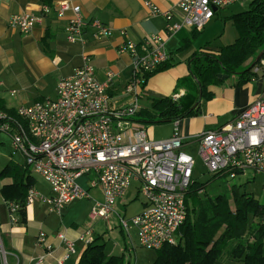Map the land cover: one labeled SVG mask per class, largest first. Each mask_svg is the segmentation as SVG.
<instances>
[{
    "label": "built area",
    "instance_id": "built-area-1",
    "mask_svg": "<svg viewBox=\"0 0 264 264\" xmlns=\"http://www.w3.org/2000/svg\"><path fill=\"white\" fill-rule=\"evenodd\" d=\"M142 1L151 16H163L166 24L162 34L148 35L137 42L125 39L119 45L118 51L132 58L133 77L126 92L142 87L145 75L169 59L166 37L182 30L201 31L216 11L242 0H179L176 7L181 17L175 21H171L170 11H161L151 0ZM51 8L59 18L70 13L65 25L69 42L83 41L87 29L95 39H107L114 33L98 19H85L79 5L68 0L55 6L42 5L39 15H12L8 26L28 33ZM261 67L264 58L259 59L253 72L258 73ZM110 79L108 74L105 80H99L93 67L85 62L58 81L54 98L20 106L14 115L0 109V132L10 137L14 151L49 188L46 196L36 188L29 189L26 206L39 200L49 211L60 214L76 200L91 199L92 221L114 219L127 237L134 230L140 247L157 251L164 244L178 242L196 161L183 149V136L177 128L166 139L155 140L148 135L147 126L135 119L136 100L125 107H113L108 95ZM184 95L178 90L171 99L178 102ZM197 140V156L208 174H225L230 179L246 172L260 174L264 192V95L220 128L202 131ZM81 178L86 187L80 183ZM134 182L142 208L125 217L113 207ZM92 189L100 191V199L90 195ZM6 206L9 214L20 208L14 202ZM91 233L88 228L79 239L90 242ZM44 236L40 232L38 241L43 242ZM57 237L65 246L66 259L74 252L73 243L62 232Z\"/></svg>",
    "mask_w": 264,
    "mask_h": 264
},
{
    "label": "crops",
    "instance_id": "crops-1",
    "mask_svg": "<svg viewBox=\"0 0 264 264\" xmlns=\"http://www.w3.org/2000/svg\"><path fill=\"white\" fill-rule=\"evenodd\" d=\"M42 1L0 0V109L8 113L12 112L10 114L14 115L20 106L54 98L58 81L70 76L75 68L82 66L85 62L93 67L99 80L103 81L108 74H111L108 95L113 107H125L136 100L139 111L149 108L152 99L171 97L178 90H183L187 96L196 94V87L189 75L187 58L189 53L183 57L173 54L179 48L180 38L189 32L187 30L165 38V48L172 53L173 58L179 60L177 65L151 75L136 91H125L126 85L133 77L132 58L128 53H120L119 45L125 39L137 42L148 35L162 34L166 24L163 16H151L142 0H68L72 4L79 5L85 19H98L112 28L114 33L107 39H95L91 35V30L87 29L83 35V41H67L65 25L70 13H67L65 18H59L53 8L43 14L28 33H22L8 26V20L12 15L24 12L39 15ZM59 1L62 0H49L51 6H55ZM151 1L161 11H170L171 21L181 17L176 7L179 0ZM228 26L230 27L226 32ZM120 31H124L125 34H121ZM45 33L48 34V50H44L41 44ZM237 37L238 33L232 23L225 20L222 13L218 11L215 19H211L206 24L193 43L192 51L208 50L218 53L221 47L231 44ZM256 75L257 78H251L243 84H238V76L232 75L209 85L207 89L212 93V97L201 101L199 115L184 118L175 123L154 125L150 128L147 126L149 136L155 140L166 139L177 128L183 136V149L195 158L197 137L202 131L220 128L264 95V67H261ZM162 127H168V132L157 134L153 130V128ZM1 142L4 143V140ZM17 155L21 159L17 158ZM0 160V171L9 162L24 163V158L19 152L10 150ZM195 169H197L196 166ZM30 176L36 180V176L31 171ZM254 177L253 173L246 172L237 178L253 179ZM9 182L8 178L0 179V189ZM80 183L85 186V179L81 178ZM37 185L36 180L35 188L39 191ZM135 185V182L132 183L125 195L118 200L120 204L126 205L127 202L137 199ZM131 190L130 197L126 198ZM92 191H98L100 194L98 189H92L90 195ZM39 193L44 196L49 195V188L46 193L43 194L40 191ZM93 198L101 197L93 195ZM87 200L91 202V209L93 201ZM50 213L56 212L49 211L45 203L36 200L33 204L26 206V220L21 222L17 212L9 214L6 202L0 195V243L6 264H59V260L62 261L61 264L78 263L88 243L87 239L82 241L79 237L89 227L78 229L74 221L63 223L60 219L57 223L59 225L49 223L47 217ZM97 221H93V224ZM42 224H47L49 228H44ZM109 226L111 228L107 227L105 230L101 228L96 231L92 225V233L89 236L91 240L100 237L99 243L104 244L106 256L123 255L125 262L130 264L153 263L156 254L149 256L150 258L145 257L147 251H143L145 254L143 255L137 248L136 237L134 239L132 234L127 237L113 220L109 221ZM40 232L45 234L43 242L38 241ZM61 232L72 241L74 247V252L66 259H63L65 246L57 237V234ZM229 260L242 264L240 260L227 256L223 257L221 264ZM2 261L0 258L1 264H3Z\"/></svg>",
    "mask_w": 264,
    "mask_h": 264
},
{
    "label": "trees",
    "instance_id": "trees-1",
    "mask_svg": "<svg viewBox=\"0 0 264 264\" xmlns=\"http://www.w3.org/2000/svg\"><path fill=\"white\" fill-rule=\"evenodd\" d=\"M42 2L51 6L49 0ZM224 19L232 23L238 37L231 44L221 47L218 53L192 51V45L202 30L187 32L180 38L179 48L173 52L177 57L189 53V75L196 87V94H185L178 102L171 97L152 99L149 108L135 114L136 120L150 126L197 116L201 101L212 97L208 86L222 80L218 75H237L238 84L257 78L253 67L264 56V0H250L246 9ZM47 39L48 34L45 33L41 39L44 50H48ZM259 54L260 58L256 59ZM178 63L179 60L169 53L166 62L156 71L145 75V83L151 75ZM195 171L186 193L187 213L177 232L178 242L174 245L164 244L155 251L156 258L152 264H221L225 256L240 260L242 264H264V202L247 192H241L237 184L227 185L224 192L208 197L204 194L206 185L225 174H209L210 177L204 182H198ZM4 178L10 179V182L1 187L0 195L6 203L20 205L17 213L21 222H25L27 192L35 188L36 180L30 176L29 166L14 162L1 169L0 179ZM99 239L95 237L86 244L77 264H130L125 262L123 255L106 256L104 244L99 243Z\"/></svg>",
    "mask_w": 264,
    "mask_h": 264
},
{
    "label": "rangeland",
    "instance_id": "rangeland-1",
    "mask_svg": "<svg viewBox=\"0 0 264 264\" xmlns=\"http://www.w3.org/2000/svg\"><path fill=\"white\" fill-rule=\"evenodd\" d=\"M250 0H242L241 2H236L233 3L225 8L219 9V12L222 13L223 17L226 18V16H229L232 13H236L238 11L244 10L246 9V7L248 6V2ZM217 13V11H216ZM216 14L214 15V17L212 18L215 19ZM220 21V20H219ZM229 27L227 28L226 32L229 30ZM151 126L154 125H150L148 128H150ZM168 127H162V128H153V130L157 133V134H165L168 132ZM149 135V134H148ZM1 140H4V143L1 142ZM3 145H5L6 147H4ZM13 152L14 148L12 146V142L10 137L3 132H0V158L4 157L5 154H7L8 151ZM197 154V153H196ZM195 154V158H196V171H195V179L198 182H204L207 178L210 177L209 174L206 173V169L204 167V165L202 164L201 160L197 157V155ZM17 158L21 159L20 156L17 155ZM1 162V160H0ZM247 173H251V172H247ZM262 175L260 174H256L255 177L253 179L249 178V179H230L228 177H224V176H220L219 179L209 182L206 185V190H205V195L208 197H213L214 195L220 193V192H224L227 185L230 184H237L239 190L241 192H247L249 194H251L254 198L258 199L260 202H264V192L262 190L261 187V181H262ZM36 180L38 182L37 187L39 188V191L41 193H46L47 192V188L48 186L46 185V183L39 177L36 176ZM38 191V192H39ZM132 190L128 193V195L126 196V198L130 197ZM91 195L93 197V195L97 196L100 198V194L98 191H92ZM200 195L202 196L203 194L200 193ZM36 201V200H35ZM39 201V200H37ZM91 202L87 199L84 200H76L75 202H72L71 204H69L70 206L63 209L60 214H56V213H50V215L47 217V221L49 223H54L57 224L59 223L60 220L63 221V223L66 221H74L77 226L78 229H82L86 227L91 228L93 225L94 230L99 231L101 230V228L103 230H105L107 227L111 228L109 226V221L115 222L114 219L111 220H102L99 219L97 221V223L93 224L92 219L89 217V212H90V204ZM114 211L115 212H119L122 215H125V217H130L131 215L135 214L136 212L140 211V198H137L135 200H131L129 202L126 203V205L120 204L118 201L115 203L114 205ZM60 219V220H59ZM249 220L251 221V216H249ZM44 228H49V226L47 224H42ZM59 225V224H57ZM94 234V233H93ZM132 236L135 239V233L134 230L132 231ZM136 241V239H135ZM1 242V241H0ZM137 248L141 251V253L143 255H145L143 253V251H147V255H145V257L150 258L149 256H153L156 254L155 251L153 250H146L145 248H142L140 246L137 245ZM2 246L0 243V258L3 260L4 257V261H2L3 264H6V259H5V255L4 253L2 254ZM224 264H236L234 261L229 260L227 262H225Z\"/></svg>",
    "mask_w": 264,
    "mask_h": 264
},
{
    "label": "water",
    "instance_id": "water-1",
    "mask_svg": "<svg viewBox=\"0 0 264 264\" xmlns=\"http://www.w3.org/2000/svg\"><path fill=\"white\" fill-rule=\"evenodd\" d=\"M260 56H261V54H259L258 55V57L256 58V59H259L260 58ZM263 58H264V56H263ZM218 77H221V78H226L227 77V75H218ZM2 253H3V251H1Z\"/></svg>",
    "mask_w": 264,
    "mask_h": 264
}]
</instances>
